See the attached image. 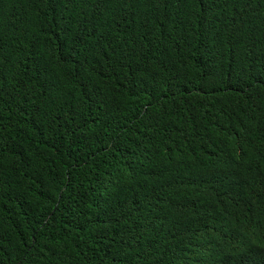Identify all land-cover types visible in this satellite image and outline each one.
<instances>
[{
    "label": "trees",
    "instance_id": "16d2710c",
    "mask_svg": "<svg viewBox=\"0 0 264 264\" xmlns=\"http://www.w3.org/2000/svg\"><path fill=\"white\" fill-rule=\"evenodd\" d=\"M0 264H264V0H0Z\"/></svg>",
    "mask_w": 264,
    "mask_h": 264
}]
</instances>
